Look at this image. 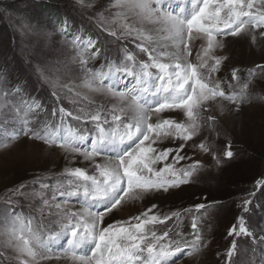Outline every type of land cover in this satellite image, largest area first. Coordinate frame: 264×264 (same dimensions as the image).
<instances>
[{"label": "snow or ice", "instance_id": "snow-or-ice-1", "mask_svg": "<svg viewBox=\"0 0 264 264\" xmlns=\"http://www.w3.org/2000/svg\"><path fill=\"white\" fill-rule=\"evenodd\" d=\"M76 4L81 14H91L97 31L72 34L62 59L31 64L51 104L0 71V110L19 121L9 140L25 137L40 150L57 148L66 161L51 184L44 177L10 190L0 216V264H60L62 257L66 264H177L196 257L208 243L201 221L218 202L169 212L151 203L125 219L118 214L195 183L206 165L190 150L216 168L234 157L230 141L221 155L214 141L223 121L251 103L249 86L257 71L264 75V64L247 70L243 81L236 67L221 75L229 57L217 50H226L228 38L264 41V0ZM59 31L69 33L67 20ZM110 45L120 51L118 61L109 56ZM96 61L103 62L96 67ZM69 99L72 110L62 103ZM8 146L0 143V149ZM77 158L91 167L67 166ZM13 199L38 200V210L24 215ZM73 200L80 205L75 210ZM251 204L244 200L243 212ZM237 220L228 235L254 239L244 216ZM236 249L233 239L227 264Z\"/></svg>", "mask_w": 264, "mask_h": 264}, {"label": "rangeland", "instance_id": "rangeland-1", "mask_svg": "<svg viewBox=\"0 0 264 264\" xmlns=\"http://www.w3.org/2000/svg\"><path fill=\"white\" fill-rule=\"evenodd\" d=\"M95 3L99 6L107 4L108 0H95ZM184 6L190 8V3ZM93 19L90 13L81 14L78 11L76 0H0V65L4 62L13 70L10 72L9 68L4 67L10 80L27 82V90L32 96L51 104V96L37 82L32 74L31 64L45 57L62 59L72 34H92L97 31ZM64 20L69 24L68 34L59 31ZM109 47V56L118 61L121 53L117 46ZM217 54L229 57L221 75L236 67L241 70L243 81L247 79V70L264 64V41L258 37L253 45L247 38H228L226 50L218 49ZM6 55L11 57L6 59ZM33 57L37 59L34 60ZM101 62L103 61H96L95 66L99 67ZM89 66H93V63L90 62ZM16 67L20 70L17 71ZM4 70L0 67V71ZM17 75L22 77L18 78ZM75 83L79 84V81ZM249 91L253 97L251 103L243 106L238 115H229L223 121L224 130L214 141L217 155L227 149L230 141L234 153L232 159H225L222 166L216 168L209 157L190 150L189 155L194 159H201L206 165L198 173L195 183L179 190H170V194L146 199L118 214V218L125 219L151 203L158 204L163 212H169L198 202H218L201 221L207 246L198 256L179 259L177 264H227L226 253L233 239L236 240L237 249L233 254L232 264H264V242L261 239L264 238V186L257 183L264 180V75L257 71L252 77ZM62 103L66 109L72 110L70 99L63 100ZM18 129L19 121H14L6 110H0V143L9 145L6 149H0V216L8 210L11 189L44 177H48L47 182L51 184V177L66 166L65 158L57 148L40 150L39 145L31 144L25 137L10 141L9 137ZM67 166L91 167L79 158ZM205 197L206 200L201 199ZM246 199L252 201L247 213L241 208ZM38 203V200H12V204L17 205L16 211L24 215L29 210L35 213ZM70 203L74 210L80 207L75 200ZM239 216H244L254 239L228 235L232 225L238 224ZM183 228L185 231L190 229V218L184 219ZM63 246L62 243L61 247ZM60 264H66L63 257Z\"/></svg>", "mask_w": 264, "mask_h": 264}, {"label": "trees", "instance_id": "trees-1", "mask_svg": "<svg viewBox=\"0 0 264 264\" xmlns=\"http://www.w3.org/2000/svg\"><path fill=\"white\" fill-rule=\"evenodd\" d=\"M8 36H9V34H8ZM8 36H7V37H8ZM7 39H8V38H7ZM10 57H11V56H7V55H6V59H8V58H10ZM11 66H12V65H11ZM0 67H2L3 70H4V67H5L6 69L9 68V66H6V63H4V62L0 65ZM9 69H10V72L13 71L11 68H9ZM16 70L19 71V70H20L19 67H18V68L16 67ZM4 71H5V70H4ZM7 71H8V70H7ZM16 73H17V72H16ZM17 77H18V78H21L22 75H20V76L17 75ZM263 186H264V184H263ZM263 186H262V187H263Z\"/></svg>", "mask_w": 264, "mask_h": 264}, {"label": "bare ground", "instance_id": "bare-ground-1", "mask_svg": "<svg viewBox=\"0 0 264 264\" xmlns=\"http://www.w3.org/2000/svg\"><path fill=\"white\" fill-rule=\"evenodd\" d=\"M197 46H198V42H197Z\"/></svg>", "mask_w": 264, "mask_h": 264}]
</instances>
